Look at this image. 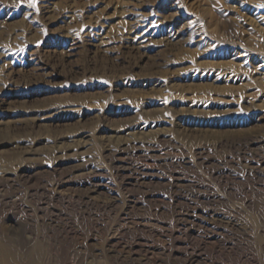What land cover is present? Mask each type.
I'll list each match as a JSON object with an SVG mask.
<instances>
[{
  "label": "rangeland",
  "instance_id": "1",
  "mask_svg": "<svg viewBox=\"0 0 264 264\" xmlns=\"http://www.w3.org/2000/svg\"><path fill=\"white\" fill-rule=\"evenodd\" d=\"M0 239L264 264V0H0Z\"/></svg>",
  "mask_w": 264,
  "mask_h": 264
},
{
  "label": "bare ground",
  "instance_id": "2",
  "mask_svg": "<svg viewBox=\"0 0 264 264\" xmlns=\"http://www.w3.org/2000/svg\"><path fill=\"white\" fill-rule=\"evenodd\" d=\"M48 253L53 255L57 263L70 264L68 261L70 258L69 252H54L52 245L49 242H45V240L43 242L36 240L26 250L19 251L14 245L3 242L0 239V264H44L45 256ZM90 261L89 264H106L99 259Z\"/></svg>",
  "mask_w": 264,
  "mask_h": 264
}]
</instances>
